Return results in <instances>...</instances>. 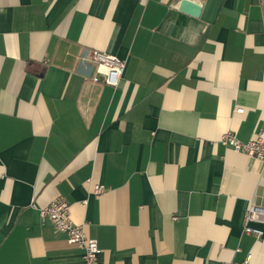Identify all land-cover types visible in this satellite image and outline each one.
<instances>
[{
	"label": "crops",
	"instance_id": "obj_1",
	"mask_svg": "<svg viewBox=\"0 0 264 264\" xmlns=\"http://www.w3.org/2000/svg\"><path fill=\"white\" fill-rule=\"evenodd\" d=\"M193 1L0 0V264H84L59 195L98 264H264V162L221 142L264 126V0Z\"/></svg>",
	"mask_w": 264,
	"mask_h": 264
},
{
	"label": "built area",
	"instance_id": "obj_2",
	"mask_svg": "<svg viewBox=\"0 0 264 264\" xmlns=\"http://www.w3.org/2000/svg\"><path fill=\"white\" fill-rule=\"evenodd\" d=\"M91 59L96 66V73L92 77L94 81H104L111 85L118 83L125 69L126 61L124 59L97 50L92 51ZM237 110L244 111L243 108ZM221 142L237 152H243L264 162V126L257 129L254 137L248 141H241L234 132L227 131L221 136ZM106 188L105 184L98 183L94 186L93 193L98 196ZM40 211L43 221L50 220L58 232L66 235L69 243L82 249L84 264H98V257L101 252L98 241L89 237L83 226L73 221L70 215V203L65 197L59 195ZM253 221L264 222V207L251 205L248 207L243 220L244 232L253 234L260 239L263 231L252 226ZM247 263L248 261L245 264ZM221 264L231 263L222 262Z\"/></svg>",
	"mask_w": 264,
	"mask_h": 264
},
{
	"label": "water",
	"instance_id": "obj_3",
	"mask_svg": "<svg viewBox=\"0 0 264 264\" xmlns=\"http://www.w3.org/2000/svg\"><path fill=\"white\" fill-rule=\"evenodd\" d=\"M181 10L191 13L193 15H199L201 11V5L193 0H182Z\"/></svg>",
	"mask_w": 264,
	"mask_h": 264
}]
</instances>
